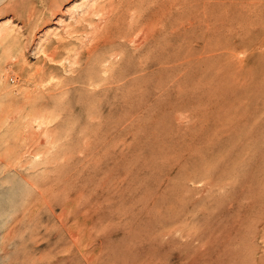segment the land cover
<instances>
[{"label":"rangeland","instance_id":"obj_1","mask_svg":"<svg viewBox=\"0 0 264 264\" xmlns=\"http://www.w3.org/2000/svg\"><path fill=\"white\" fill-rule=\"evenodd\" d=\"M233 1L182 40L146 27L199 0H0V264H264V0Z\"/></svg>","mask_w":264,"mask_h":264},{"label":"bare ground","instance_id":"obj_2","mask_svg":"<svg viewBox=\"0 0 264 264\" xmlns=\"http://www.w3.org/2000/svg\"><path fill=\"white\" fill-rule=\"evenodd\" d=\"M235 3H236V1H235ZM248 3H250V2H248ZM232 4H234L233 0H199V3H196V5H195V9H193V7H192L189 11L180 12L176 15V17L172 21L174 27L168 26L167 23L163 26L159 25L160 28H159V26L156 27L154 24H149L146 27V30L149 29L152 33L161 30L160 34H166L167 37H169V38H181L182 40H184L187 36L199 37L201 30L199 27H195V23H203L204 24V22H205L204 34L210 33L212 29H217V21H219L221 18L223 19L224 16L230 17V13H228V11L231 9ZM187 5H189V4L187 3ZM178 7H179V5H178ZM167 10H169V9H167ZM182 11H184V9H182ZM172 12H173V10L170 9L169 12L167 11L166 15L169 16V14H170V16H171ZM182 16H185V18L183 20H180V18ZM149 30H147V31L149 32ZM145 34H147V33H145ZM145 39L147 40L146 37H145ZM145 41H142L141 45ZM139 45H140V43H139ZM141 45H140V47H141ZM8 161L10 162V160H8Z\"/></svg>","mask_w":264,"mask_h":264}]
</instances>
